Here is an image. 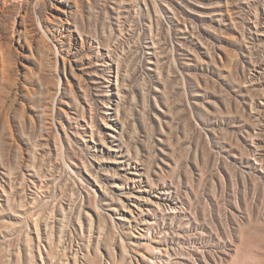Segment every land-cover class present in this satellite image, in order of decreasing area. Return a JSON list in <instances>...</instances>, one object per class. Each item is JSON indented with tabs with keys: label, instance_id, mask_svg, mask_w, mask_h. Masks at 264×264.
<instances>
[{
	"label": "rangeland",
	"instance_id": "rangeland-1",
	"mask_svg": "<svg viewBox=\"0 0 264 264\" xmlns=\"http://www.w3.org/2000/svg\"><path fill=\"white\" fill-rule=\"evenodd\" d=\"M0 264H264V0H0Z\"/></svg>",
	"mask_w": 264,
	"mask_h": 264
}]
</instances>
